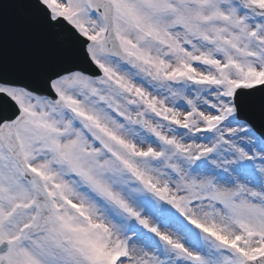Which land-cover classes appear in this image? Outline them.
<instances>
[{
  "label": "snow or ice",
  "instance_id": "snow-or-ice-1",
  "mask_svg": "<svg viewBox=\"0 0 264 264\" xmlns=\"http://www.w3.org/2000/svg\"><path fill=\"white\" fill-rule=\"evenodd\" d=\"M0 264H264V0H0Z\"/></svg>",
  "mask_w": 264,
  "mask_h": 264
}]
</instances>
